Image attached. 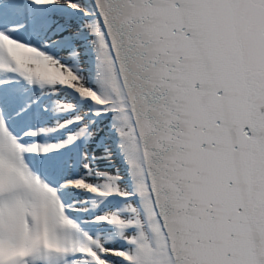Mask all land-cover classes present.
I'll return each instance as SVG.
<instances>
[{"label": "snow or ice", "instance_id": "1", "mask_svg": "<svg viewBox=\"0 0 264 264\" xmlns=\"http://www.w3.org/2000/svg\"><path fill=\"white\" fill-rule=\"evenodd\" d=\"M0 264H264V0H0Z\"/></svg>", "mask_w": 264, "mask_h": 264}]
</instances>
